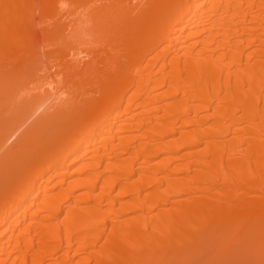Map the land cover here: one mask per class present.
Here are the masks:
<instances>
[{
    "label": "bare ground",
    "instance_id": "bare-ground-1",
    "mask_svg": "<svg viewBox=\"0 0 264 264\" xmlns=\"http://www.w3.org/2000/svg\"><path fill=\"white\" fill-rule=\"evenodd\" d=\"M93 1L0 0V65L62 52L80 101L0 178V264L193 262L208 224L264 264V0ZM114 24L116 60L74 47Z\"/></svg>",
    "mask_w": 264,
    "mask_h": 264
},
{
    "label": "rangeland",
    "instance_id": "rangeland-1",
    "mask_svg": "<svg viewBox=\"0 0 264 264\" xmlns=\"http://www.w3.org/2000/svg\"><path fill=\"white\" fill-rule=\"evenodd\" d=\"M84 1L86 4L91 0ZM131 1L133 2V0ZM93 2L95 3L96 0ZM109 2H111V0H99L96 4L108 5ZM87 4L89 6L92 5V7L94 5L92 3ZM65 6L63 5V7ZM87 7L85 8L87 9ZM82 8H84V6ZM89 9L90 8H88V10ZM81 11L84 12L86 10ZM85 13L86 12H84V14ZM114 27L115 30L113 31L107 30L106 32L103 31L105 33L102 32L101 34L97 32V34L92 33L89 37L90 44L80 45L76 41H73V45L76 49H84V55L87 57L100 60L107 55L106 53H109V55L116 60L122 54L118 51L121 47L122 40L118 35V28H116L115 24ZM63 38L62 35H56L52 38L51 43L63 41ZM61 53L62 52L51 54L50 51L44 49L42 53L30 59L27 65H23L16 69L17 73H15L14 76H9L8 70L4 68L5 66L3 67L0 65V87L7 90L12 86H16V95L20 98L9 107H4L0 104V113L3 111L2 109H4L5 112L3 113H5L6 117H3V119L7 121L6 129L2 133L6 140V144L0 146L1 179L21 165L22 159L30 152L33 142H42V140L48 136V132L41 131L39 126L45 123H59L62 118L61 114H70L72 108L69 109V107L72 102H74L76 107H80V101L76 103L72 98L74 91L71 83L63 77L64 74L61 73V68L55 67L50 73L41 70V68L46 65H58V58ZM67 59L69 60V58ZM98 68L101 69V66H98ZM20 79L24 81H22V83H17ZM14 83L15 85H13ZM88 96L91 95L89 94ZM1 121L0 119V123ZM207 226L208 229L206 228L205 232L201 230L206 238L195 246L196 251L193 255L194 261L186 262V259H184V261L179 264H235L234 258H236L238 254L241 256L240 253L248 252L247 248L233 247L234 245H229L226 240L214 239L215 237L213 238L212 231L215 230V225L208 224ZM259 239L263 241L264 235L259 234ZM249 250L251 251V248H249ZM252 252L254 253V250H252ZM252 254L250 255L251 258ZM244 256L242 258H244ZM239 260L241 262L240 258ZM250 261L246 260L245 264L246 262L250 263ZM242 262H244V260Z\"/></svg>",
    "mask_w": 264,
    "mask_h": 264
}]
</instances>
